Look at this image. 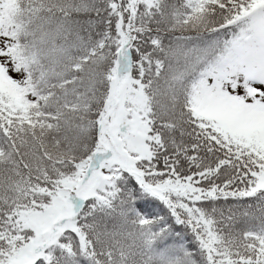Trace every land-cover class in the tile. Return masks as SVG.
Segmentation results:
<instances>
[{"label": "snow or ice", "instance_id": "snow-or-ice-1", "mask_svg": "<svg viewBox=\"0 0 264 264\" xmlns=\"http://www.w3.org/2000/svg\"><path fill=\"white\" fill-rule=\"evenodd\" d=\"M0 264H264V0H0Z\"/></svg>", "mask_w": 264, "mask_h": 264}]
</instances>
